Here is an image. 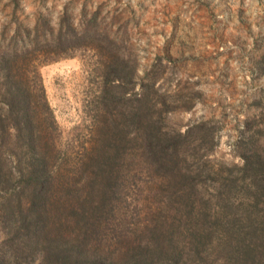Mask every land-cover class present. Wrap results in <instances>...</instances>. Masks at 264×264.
Segmentation results:
<instances>
[{
  "label": "rangeland",
  "instance_id": "374dc122",
  "mask_svg": "<svg viewBox=\"0 0 264 264\" xmlns=\"http://www.w3.org/2000/svg\"><path fill=\"white\" fill-rule=\"evenodd\" d=\"M18 86L32 93L40 142L59 169L104 138L117 144L114 122L129 123L135 136L120 142L136 170L131 213L158 191L143 133L168 141L188 129L182 165L202 166L206 190L233 177V200L245 202L241 157L264 158V0H0V166L12 175L28 155ZM0 264L23 263L0 245Z\"/></svg>",
  "mask_w": 264,
  "mask_h": 264
},
{
  "label": "trees",
  "instance_id": "16d2710c",
  "mask_svg": "<svg viewBox=\"0 0 264 264\" xmlns=\"http://www.w3.org/2000/svg\"><path fill=\"white\" fill-rule=\"evenodd\" d=\"M13 89L16 129L24 130L28 155L16 175L0 166V245L15 262L264 264V158L256 153L241 157L247 199L234 201L241 183L233 177L206 190L202 166L182 165L180 144L188 129L168 141L143 133V160L158 191L131 213L126 194L136 170L130 172L134 159L120 142L135 136L128 137L129 123L114 122L117 144L104 138L96 152L59 169L49 143L40 142L32 93ZM36 96L51 122L42 89Z\"/></svg>",
  "mask_w": 264,
  "mask_h": 264
}]
</instances>
